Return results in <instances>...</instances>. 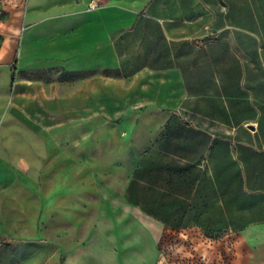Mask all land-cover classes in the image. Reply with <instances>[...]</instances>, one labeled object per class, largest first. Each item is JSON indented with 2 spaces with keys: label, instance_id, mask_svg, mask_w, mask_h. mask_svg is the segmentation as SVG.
Here are the masks:
<instances>
[{
  "label": "crops",
  "instance_id": "1",
  "mask_svg": "<svg viewBox=\"0 0 264 264\" xmlns=\"http://www.w3.org/2000/svg\"><path fill=\"white\" fill-rule=\"evenodd\" d=\"M8 8L0 102L24 124L7 131L39 132L59 167L39 211L72 197L96 217L67 248L58 220L19 237L0 217V264H166L165 231L173 255L193 244L185 264H264V0Z\"/></svg>",
  "mask_w": 264,
  "mask_h": 264
},
{
  "label": "rangeland",
  "instance_id": "2",
  "mask_svg": "<svg viewBox=\"0 0 264 264\" xmlns=\"http://www.w3.org/2000/svg\"><path fill=\"white\" fill-rule=\"evenodd\" d=\"M14 1L0 0V19L7 15L8 7ZM71 2L72 0H26V8L28 10L40 5L45 12L42 14H55L58 12L57 8L59 6ZM3 87L6 86L2 85ZM7 89L9 94L11 89L8 85ZM11 115L8 103L1 101L0 190L5 188L6 190L0 192V217L6 224V231L8 230L11 235L23 237L30 230L28 223L39 228L43 219L50 218L53 221L58 220L57 238H62L65 248L82 241L89 232L96 213L94 211H72L71 206H69L72 204V197L65 198V204L67 205L65 207L69 208H66L63 217L57 216L55 212L48 213L45 217V212L39 211L40 199L43 198L40 193L42 191L44 194L50 193L55 189V175L59 168L56 164V152L54 148L45 149L41 147V134L37 131L33 132L31 139H28V133L7 131L11 120L24 124L18 117H12ZM26 125L31 126L28 122H26ZM3 174L7 175L2 176ZM100 198L93 197L90 200L84 196L79 201L81 203H91L95 207L101 200ZM90 208L92 207L90 206ZM60 221H63L62 233L59 228ZM38 228H32L37 235L40 233ZM169 236L171 235L166 231L161 236L159 244L161 256H163L166 264H173L174 262L175 264H185L183 253L187 248L189 251L191 247V250L194 247L193 244H183L180 243L181 240L177 239L176 252L173 255L170 252L172 246L170 247L169 244V239H172V237ZM53 239L55 240V237Z\"/></svg>",
  "mask_w": 264,
  "mask_h": 264
}]
</instances>
